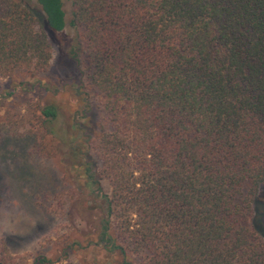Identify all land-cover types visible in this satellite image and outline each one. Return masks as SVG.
<instances>
[{
  "label": "trees",
  "instance_id": "trees-1",
  "mask_svg": "<svg viewBox=\"0 0 264 264\" xmlns=\"http://www.w3.org/2000/svg\"><path fill=\"white\" fill-rule=\"evenodd\" d=\"M30 1L0 0V136L29 138V153L56 157L76 182L86 235L62 254L92 245L104 264H264L253 210L264 0H67L68 20L65 0ZM66 25L82 28L74 67L41 88L49 37ZM38 88L51 97L31 103Z\"/></svg>",
  "mask_w": 264,
  "mask_h": 264
},
{
  "label": "rangeland",
  "instance_id": "rangeland-1",
  "mask_svg": "<svg viewBox=\"0 0 264 264\" xmlns=\"http://www.w3.org/2000/svg\"><path fill=\"white\" fill-rule=\"evenodd\" d=\"M63 9L68 20L67 0ZM81 31L82 28L72 29L66 25L63 30L51 33L49 67L36 76L41 88L62 84L68 77L74 67L68 49L78 40ZM41 88L29 96L31 103L39 95L43 100L51 97L49 90ZM52 98L64 113L72 108L67 94H56ZM21 101L13 102L17 111L19 109L16 115L19 118L25 114V102ZM2 112L0 109V114ZM27 129L26 124L19 128ZM30 144L31 140L26 137L0 136V256L6 257L8 264H37L34 259L38 256L55 259L53 264H104L102 252L92 245L86 249L72 245L65 256L62 254L65 245L71 241L81 242L86 235L87 225L80 219L74 204L79 197L78 186L56 157L44 159L29 153ZM253 210L256 228L264 238V184L258 190Z\"/></svg>",
  "mask_w": 264,
  "mask_h": 264
}]
</instances>
